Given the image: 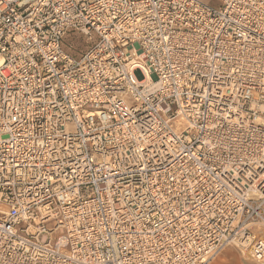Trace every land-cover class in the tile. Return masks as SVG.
<instances>
[{"label": "built area", "instance_id": "1", "mask_svg": "<svg viewBox=\"0 0 264 264\" xmlns=\"http://www.w3.org/2000/svg\"><path fill=\"white\" fill-rule=\"evenodd\" d=\"M218 1L0 0V264H264V0Z\"/></svg>", "mask_w": 264, "mask_h": 264}, {"label": "crops", "instance_id": "2", "mask_svg": "<svg viewBox=\"0 0 264 264\" xmlns=\"http://www.w3.org/2000/svg\"><path fill=\"white\" fill-rule=\"evenodd\" d=\"M239 253L234 247H225L218 254V258L214 262L208 264H251L238 257Z\"/></svg>", "mask_w": 264, "mask_h": 264}, {"label": "rangeland", "instance_id": "3", "mask_svg": "<svg viewBox=\"0 0 264 264\" xmlns=\"http://www.w3.org/2000/svg\"><path fill=\"white\" fill-rule=\"evenodd\" d=\"M204 1H207V2H209V3H211V4H213V5H217L218 4V0H204ZM70 42H72L73 43V49L72 50H74V49H79L80 47H82L83 46V43H82V41H81V38H79V36H77V37H74V36H70V37H66V39H65V43L66 44H68V43H70ZM220 253V252H219ZM218 253V254H219ZM218 254L210 261V262H214V261H216L217 260V258H218ZM238 257L239 258H241L242 260H245V261H247L248 263H251V264H256V263H254L253 261H250V260H246V259H244L240 254L238 255Z\"/></svg>", "mask_w": 264, "mask_h": 264}]
</instances>
